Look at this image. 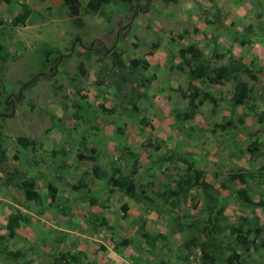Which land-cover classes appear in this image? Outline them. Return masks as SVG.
Instances as JSON below:
<instances>
[{
	"label": "rangeland",
	"instance_id": "1",
	"mask_svg": "<svg viewBox=\"0 0 264 264\" xmlns=\"http://www.w3.org/2000/svg\"><path fill=\"white\" fill-rule=\"evenodd\" d=\"M89 1L0 0V234L14 210L31 217L0 243V264H228L233 251L264 264L254 232L245 250L231 233L242 217L264 225V0H120L107 17L87 12ZM24 3L32 12L14 24ZM191 44L213 65L248 66L246 105L232 104L233 78L193 81L218 103L178 120L191 79L176 65ZM185 153L213 188L172 197L185 165L162 156ZM118 167L153 200L114 186ZM243 170L255 175L257 205L229 180ZM29 178L33 189L22 185Z\"/></svg>",
	"mask_w": 264,
	"mask_h": 264
},
{
	"label": "trees",
	"instance_id": "2",
	"mask_svg": "<svg viewBox=\"0 0 264 264\" xmlns=\"http://www.w3.org/2000/svg\"><path fill=\"white\" fill-rule=\"evenodd\" d=\"M71 1L74 3V0ZM118 1L120 0H90L87 4L86 11L89 13H98L101 16L107 17L109 14L106 10V6L110 3ZM123 1H128L129 4L131 3V0ZM23 7V11H21L15 17L14 24H19L29 18L32 8L27 3H24ZM1 48L2 44L0 43V50ZM115 55V62L119 67H123V60L117 53H115ZM179 55L182 58V61L176 65V67L181 71L187 70V74L189 75L191 82L188 88L182 91V94L188 99V109L176 114L178 120L183 122L185 120L191 119L198 111L199 106L206 101L211 102L214 107L218 103V99H216L212 92L203 90L201 87L194 84L193 81L208 82L210 84H221L223 81L233 78L236 80L232 95L233 106L237 108L247 104L252 89L249 83L244 80L242 76L246 73L251 74V76L254 75L244 62L239 60H230L228 63L221 66L213 65L196 44H191L182 48L179 51ZM0 57L3 61H5L7 60L8 55H2L0 51ZM133 63L138 65L137 60H133ZM134 108H137L136 102H134ZM260 120L264 121V116H261ZM242 121L243 120L241 119V122ZM228 124H231V121H229ZM227 126V124L222 125L223 128H227ZM17 140L24 147L34 145V141L26 136H19ZM189 156L190 155L186 153L171 154L169 157L165 155L162 156L164 161L175 160L182 162L185 165V171L182 173V175H180V178L176 180V189L170 192L172 197H179L183 192H187L188 190L195 187L200 188L205 192L213 188V185L207 181V172L198 168L196 166L195 159ZM5 161V149L0 144V168H2V164H4ZM94 172L99 177H103L104 175V171L99 164L95 165ZM114 174L115 178L112 177L109 180L114 186L124 189L125 194L134 198L139 203H142L147 199L150 201L153 200L149 195L146 194L144 190H141L140 192L138 191L136 179L132 177L131 174H124L120 167L115 168ZM253 177H255V175L252 172L243 170L230 174L229 180L238 181L243 185V187L237 188L235 190V194L240 200L247 204L257 205L258 203L250 197V190L248 187L249 180ZM35 184V179L29 178L24 180L22 185L25 189H33ZM223 186L227 187L225 183ZM74 188H77V186H74ZM158 195L160 198H165L166 200L171 197L167 191L158 192ZM53 197H55V194H53ZM30 222L31 217L24 214L20 209H16L11 212L7 222V234H0V243H2L7 237L14 238L18 234V229L21 227V225L23 223ZM249 224H251V221L248 219V217H242L240 224L233 225L231 227V233L235 235L237 242L242 245L244 250L249 249L253 244V240H251L249 237L253 232L264 243V225H261L259 222H256L255 225L251 226H248ZM7 252V254L12 255L13 257H18L19 255V252ZM72 260H78L76 255H73ZM65 264L72 263L67 262ZM228 264H245V261L241 260V255L237 253V251H233L228 257Z\"/></svg>",
	"mask_w": 264,
	"mask_h": 264
}]
</instances>
